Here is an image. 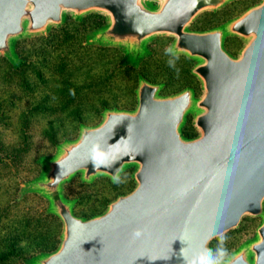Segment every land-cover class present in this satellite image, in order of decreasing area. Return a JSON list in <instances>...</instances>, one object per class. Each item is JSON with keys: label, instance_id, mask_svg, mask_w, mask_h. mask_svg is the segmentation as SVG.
Listing matches in <instances>:
<instances>
[{"label": "water", "instance_id": "water-1", "mask_svg": "<svg viewBox=\"0 0 264 264\" xmlns=\"http://www.w3.org/2000/svg\"><path fill=\"white\" fill-rule=\"evenodd\" d=\"M235 1L0 0V58L13 66L19 40L98 14L106 25L89 44L120 48L136 66L151 41L171 38L170 54L195 62L189 73L201 87L200 96L191 87L163 96V84L140 77L134 109H105L38 161L41 176L20 194L45 199L62 230L57 248L28 264H214L211 243L245 218L260 219L255 238L221 264H264V0L219 27L191 30ZM227 38L242 41L237 56ZM191 113L197 134L187 138ZM131 167L134 188L103 214L78 217L64 197L76 176L114 184Z\"/></svg>", "mask_w": 264, "mask_h": 264}, {"label": "trees", "instance_id": "trees-1", "mask_svg": "<svg viewBox=\"0 0 264 264\" xmlns=\"http://www.w3.org/2000/svg\"><path fill=\"white\" fill-rule=\"evenodd\" d=\"M68 30L70 33L67 36ZM61 35H64L63 38L66 39L71 38L74 44H56ZM79 36L77 24L70 25L65 22L61 27L50 30L45 38H37L41 39L43 44L33 45L32 54H27L24 45L17 42L15 53L20 61L17 66L2 59L6 63L8 76L17 78L22 89L31 90L29 80L31 75L45 85V88L50 85L51 93L44 92L42 97L33 102L30 110L21 117V123L26 128L30 124V116L40 114L42 119H51L41 137L52 147L61 143L63 138H73L66 134L62 135L59 125L54 126L53 119L64 118L67 121V127L75 131L81 123H85V115L97 116L106 108L112 109L119 106L108 95L111 92L123 89L131 93L133 82H137L139 75L148 82H155L150 74L146 73V68L142 69V66H139L137 71L129 66L120 48L96 44L82 46ZM79 50H83V53L88 55L87 61L80 58L82 51ZM177 57L166 54L169 67L160 66L159 69L161 72L159 75L167 74L169 78L171 72H176L170 64L178 61V77L173 81H164L165 87L177 85L176 92L187 86L194 87L195 81V77L189 73L190 60ZM118 68L122 73L119 77L116 71ZM182 132L185 137H193L184 128ZM30 147L31 144L23 140L16 147H9L0 138V164H5L9 160V167L5 164L7 169L17 170L19 166H22L23 156ZM31 161L33 162L29 165L37 170V174L26 179V183L38 176V170L41 171L39 165L35 163V158ZM128 172L126 170L124 173L128 174ZM18 173L15 171L13 174L16 176ZM82 185L80 183L79 187ZM125 185H127L126 182ZM18 191V187L13 182L6 189L8 199L5 202L0 199V264H25L35 255L52 252L59 243L58 235L62 226L59 219L46 213L47 207H42L40 210L30 207L26 210L16 209ZM28 196L39 202L43 201L36 194L21 196V199ZM64 196L68 197L66 192Z\"/></svg>", "mask_w": 264, "mask_h": 264}, {"label": "rangeland", "instance_id": "rangeland-1", "mask_svg": "<svg viewBox=\"0 0 264 264\" xmlns=\"http://www.w3.org/2000/svg\"><path fill=\"white\" fill-rule=\"evenodd\" d=\"M241 2L245 3L240 4ZM259 2L260 0H238L226 5L224 8L217 12L203 13L191 25V30L206 31L219 27L225 24L227 21L241 15L247 8L258 4ZM65 22L70 25L77 24L80 34L79 38L81 40L82 46L89 45L90 35L96 30L100 29L102 26L106 25L105 17L98 14L88 15L82 18L80 21H76L71 16H67L65 18L64 23ZM69 33L70 31L68 30L67 36ZM47 35L24 38L22 40H19L18 42L19 44L24 45L25 49L27 50V54H32L31 47H33V45L43 44V41L37 38H45ZM63 37L64 35H61L56 44H74L71 38L66 39ZM171 43V38L157 37L149 43V45L147 46V54L140 60V62L136 66L128 64L127 60L125 61L129 66L135 68V70L137 71L139 66H142V69L146 68V73L150 74L152 80H155L153 84L164 85V88L161 92V95L163 96L176 94L187 87H191L195 91L196 95L200 96L201 87L200 83L196 78L194 81V87L187 86L177 92L175 88V86L177 85L165 87V82L169 80L173 81L175 78L178 77L179 73V65H177L178 61H173L170 65L175 69L176 72H171V76L169 78L167 74L165 76L159 75L161 74V72L159 71V69L161 68L160 66L169 67V64H167L169 63V61L166 58V54H170L169 50ZM242 46V41L237 38H227L225 41V49L232 56H237ZM79 51H82L80 58H82V60L84 61H87L88 55L84 54L83 50ZM180 57L186 58L184 56H178L177 58ZM2 59L3 58H0V138L5 143V145L9 147H16V145L20 143L21 140H23L24 142L27 141L28 144H31V147L24 154L22 161L23 164L22 166H19L17 170L7 169L6 165H10L9 160L6 161V165L0 164V199L2 202H5L8 199L6 189L11 186L14 182V184L19 189L18 199L16 202V209L26 210L28 209V207L33 209L36 208L39 210L42 209V207H47L48 209L49 204H47L48 202L45 199L42 198L43 201L41 200V202H39L38 200L28 196L27 198H24L22 200L20 192L23 186L26 184L25 180L37 174V170L34 168L32 169L29 165L33 162L31 161V159L35 158V163L38 164L41 168V171L38 170V176L36 177L39 178L42 174L43 168L38 161L44 157H52L56 152V146L58 144L55 147H52L46 140L41 137L42 132L47 129V126L49 125V121L51 119H42L40 117L41 114L38 116L36 115L34 117L30 116V124L26 128H24L23 123H21V117L23 116V114L27 113L30 110L33 105V102H36L40 97L43 96L44 92L51 93L50 85H48V88H45V85H42V83L37 81L31 75L29 80L31 90L33 89V92L28 89H22L18 84L17 78L8 76V69L6 67V63L2 61ZM194 64V61H189V71L194 66ZM118 69L116 71L117 76L119 77L122 76V73H120V69ZM140 77L142 76L139 75L138 79ZM137 85L138 80L137 82H133V90L131 93H129L127 90L117 89L108 94L112 99L115 100L117 105H119L117 108L115 107L112 109H134L136 106L135 90L137 88ZM101 114L102 113L97 116L85 115V123H81L80 125L94 126L98 124L101 120ZM53 121L55 127L59 125V131L62 133V135L66 134L73 137L72 139L63 138L61 140V143L67 140H73L78 136L79 127L77 128V130L72 131L69 127H67L68 124L64 118H61L60 120L53 119ZM192 122L193 114L191 113L187 116L184 130H186V132H189L188 134H190V136L194 137L197 132L194 130ZM23 132L25 133L23 134ZM42 154H46V156H41ZM134 170L135 168L133 167L128 168V174L123 173L114 184L105 178H99L95 180L92 184H83L80 181V177L76 176L70 183L64 185L63 192L64 194L66 192V194L68 195L67 198L65 196L64 197L67 200L75 201L74 213L78 217L88 219L93 216L103 214L107 208V205L110 202L115 200L119 195H125L132 191V189L134 188V181L132 179V174ZM15 171L19 172L16 176L13 174ZM36 178L32 180H35ZM125 182L127 185H125ZM80 183L83 184L82 187H79ZM27 195L28 194H25L24 196ZM260 222V219L245 218L237 230L230 232L217 240H214L210 245V247L214 251V264L223 263L231 254L237 251L239 247H241L247 242L252 241L255 238V231ZM61 230L62 226L59 230L58 240ZM29 260H27L25 264H28Z\"/></svg>", "mask_w": 264, "mask_h": 264}]
</instances>
